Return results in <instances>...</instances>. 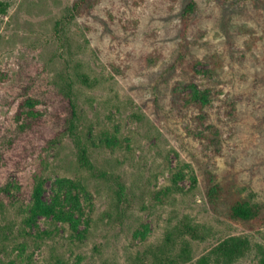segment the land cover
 <instances>
[{
  "label": "rangeland",
  "instance_id": "374dc122",
  "mask_svg": "<svg viewBox=\"0 0 264 264\" xmlns=\"http://www.w3.org/2000/svg\"><path fill=\"white\" fill-rule=\"evenodd\" d=\"M167 256L264 264V0H0V264Z\"/></svg>",
  "mask_w": 264,
  "mask_h": 264
},
{
  "label": "trees",
  "instance_id": "16d2710c",
  "mask_svg": "<svg viewBox=\"0 0 264 264\" xmlns=\"http://www.w3.org/2000/svg\"><path fill=\"white\" fill-rule=\"evenodd\" d=\"M81 159L82 163L87 165L88 162L86 161V158L84 156V150L83 148L81 149ZM64 186H68L69 183L63 182ZM42 190H43V184L40 182L35 188L34 191V197H33V205L30 208L29 211V216L30 217H44V218H49V219H56V221L59 222H76L78 221V218H75V220L71 219L72 216V211L69 206L65 207L66 201H68L67 196L63 198V201H59L56 198L53 199L52 202L50 203H45L44 198L42 195ZM78 199V198H77ZM79 204L77 213L81 214V208H80V201L78 199ZM238 214L242 215L247 220H252L256 217L257 215V209H253L251 207L244 208L243 210L239 209ZM183 234L186 236L188 235L191 239L193 240H198L201 239L202 237L199 236L198 234V229L196 227L190 226V225H183L182 226ZM244 248V241L238 239V238H230L228 240L223 241L220 243L217 247L218 252L221 254L222 257L231 260L235 258L237 255H240V251ZM186 253V251H182L180 253L181 257ZM179 259V257L175 256H167L165 258L159 259L158 263L159 264H175L176 261ZM202 263H205V258H202L200 260Z\"/></svg>",
  "mask_w": 264,
  "mask_h": 264
}]
</instances>
